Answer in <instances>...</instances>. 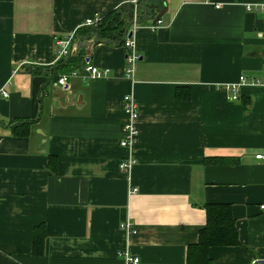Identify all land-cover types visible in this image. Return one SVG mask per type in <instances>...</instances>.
I'll list each match as a JSON object with an SVG mask.
<instances>
[{
    "label": "crops",
    "instance_id": "1",
    "mask_svg": "<svg viewBox=\"0 0 264 264\" xmlns=\"http://www.w3.org/2000/svg\"><path fill=\"white\" fill-rule=\"evenodd\" d=\"M141 1L0 0V264H120L119 249L137 264H184L213 204L228 205L238 245L209 247L211 263L264 264V0ZM124 6L139 56L130 76L127 32L91 37L88 55L73 38ZM66 38L67 68L55 45ZM86 59L103 75L85 77ZM125 95L138 110L130 148L118 146Z\"/></svg>",
    "mask_w": 264,
    "mask_h": 264
},
{
    "label": "trees",
    "instance_id": "2",
    "mask_svg": "<svg viewBox=\"0 0 264 264\" xmlns=\"http://www.w3.org/2000/svg\"><path fill=\"white\" fill-rule=\"evenodd\" d=\"M131 16L130 7L124 6L118 10L112 11L106 16L100 18L96 25L90 27L88 30H84L82 33L74 34L73 38L80 41L88 40L91 37L97 41V43H122L119 41L124 31V21L129 20ZM75 56L67 58L65 63H62L63 59L58 60L61 67H68L71 65ZM175 99H188L186 93L183 97L178 95L176 90L174 93ZM24 129L17 131V136H26L28 130L27 125L22 124ZM48 172L53 174L55 172V159L54 157H48ZM205 211V224L198 232L197 241L194 245H190L185 251L184 264H212L208 259L207 251L209 247L215 246H235L238 245V239L236 236V230L234 222L232 220L230 209L225 204H213L206 205ZM32 255L36 254L35 251V237H42V229L34 228ZM42 252V248H41Z\"/></svg>",
    "mask_w": 264,
    "mask_h": 264
},
{
    "label": "built area",
    "instance_id": "3",
    "mask_svg": "<svg viewBox=\"0 0 264 264\" xmlns=\"http://www.w3.org/2000/svg\"><path fill=\"white\" fill-rule=\"evenodd\" d=\"M137 0H133V5H136ZM215 8H218L215 7ZM249 10L250 8H246ZM263 21H264V16H263ZM98 22L97 19H92V20H86L84 23V26H94ZM162 22L160 20H155L154 23L148 27L149 30L153 31L157 27L161 26ZM70 39H56L55 40V45L58 47V52H57V59H65L70 56L71 50L69 49L70 47ZM123 47L126 50L125 53V64H126V76H130L131 74V69L132 65L134 62H136L139 58V56L135 53V51L132 49V44L129 39H125L123 41ZM83 72L85 74V77L87 78H93V77H98L102 76L103 72H100L96 67L90 65L88 62L84 63L83 66ZM74 76V73H71L69 75H63L60 76L56 84L60 87H64L67 83V80ZM238 83L240 85L243 84H248V85H260L261 82L255 78H247L245 76H240L238 78ZM231 91H233V95L230 97V100L235 101L236 95H235V87L230 88ZM8 98V94L4 90H0V99H6ZM121 112L123 115V122L121 124L120 128V137L118 139V146L120 148H130L131 146L134 145L136 142V131L134 130V123L137 120L138 117V110H137V105L133 98L129 95H125L122 98L121 101ZM254 159L260 160L264 162V155L258 154L254 156ZM131 164V160H125L121 163L118 164V169L121 171H125L129 165ZM134 192L133 189L129 190L128 193ZM260 210H264V206H260ZM119 230L124 233L125 235H132L135 233V228L132 225L131 222L124 220L119 224ZM116 256L119 259L120 264H137L138 259L136 257H133L127 249H119L116 252ZM252 264H256V261H253Z\"/></svg>",
    "mask_w": 264,
    "mask_h": 264
},
{
    "label": "water",
    "instance_id": "4",
    "mask_svg": "<svg viewBox=\"0 0 264 264\" xmlns=\"http://www.w3.org/2000/svg\"><path fill=\"white\" fill-rule=\"evenodd\" d=\"M143 1V0H142ZM141 1V2H142ZM138 9L139 10H143V11H145L146 13H147V15L146 16H144L145 18L144 19H150L151 18V14H150V12L146 9V8H144L143 6H142V4L140 3V4H138ZM138 22H140V21H136L135 23H138ZM134 22H132V21H130L127 25H126V27H125V30H124V33H123V36L121 37V41L124 39V34L127 32V30H128V28L133 24ZM127 39L128 38H130L131 37V31H128L127 33H126V36H125ZM94 43L96 44L97 43V41L96 40H94ZM93 43V44H94ZM79 47H81V48H84V50H85V54L86 55H88L89 54V50H90V48H91V46H92V43L91 42H87L86 40H83V41H78V44H77ZM86 62L88 61L87 59L85 60Z\"/></svg>",
    "mask_w": 264,
    "mask_h": 264
}]
</instances>
